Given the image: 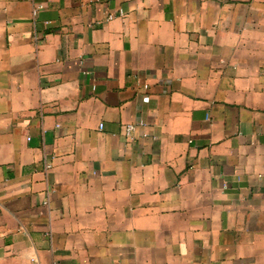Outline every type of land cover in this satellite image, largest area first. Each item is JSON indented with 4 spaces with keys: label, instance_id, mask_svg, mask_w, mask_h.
<instances>
[{
    "label": "crops",
    "instance_id": "0c3cea01",
    "mask_svg": "<svg viewBox=\"0 0 264 264\" xmlns=\"http://www.w3.org/2000/svg\"><path fill=\"white\" fill-rule=\"evenodd\" d=\"M0 264H264V0H0Z\"/></svg>",
    "mask_w": 264,
    "mask_h": 264
},
{
    "label": "built area",
    "instance_id": "2783aa9c",
    "mask_svg": "<svg viewBox=\"0 0 264 264\" xmlns=\"http://www.w3.org/2000/svg\"><path fill=\"white\" fill-rule=\"evenodd\" d=\"M37 8H39V6L35 7V10ZM112 17H113V15H108L109 19H111ZM144 87H147V85H144ZM142 100L147 102L149 100V95H144L142 97ZM143 125H145V122L143 120H138L135 123H125L124 124V134L126 136H131L133 134L134 130L136 129V127L143 126ZM99 127L102 128V124H100ZM47 167H48V165H47ZM53 190H54L53 187L49 188L50 192H52Z\"/></svg>",
    "mask_w": 264,
    "mask_h": 264
}]
</instances>
